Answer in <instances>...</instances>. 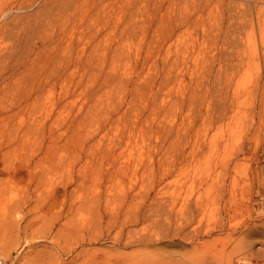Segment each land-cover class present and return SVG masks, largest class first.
<instances>
[{
    "label": "rangeland",
    "instance_id": "1",
    "mask_svg": "<svg viewBox=\"0 0 264 264\" xmlns=\"http://www.w3.org/2000/svg\"><path fill=\"white\" fill-rule=\"evenodd\" d=\"M263 185L264 0H0V264H264Z\"/></svg>",
    "mask_w": 264,
    "mask_h": 264
},
{
    "label": "bare ground",
    "instance_id": "2",
    "mask_svg": "<svg viewBox=\"0 0 264 264\" xmlns=\"http://www.w3.org/2000/svg\"><path fill=\"white\" fill-rule=\"evenodd\" d=\"M5 15H6V14H5ZM4 17H5V16H4ZM68 64H69V63H68ZM63 65H64V64H63ZM62 67H64V66H62ZM65 67H66V65H65ZM65 71H66V70H65ZM59 73H60V72H59ZM58 75H59V74H58ZM260 190H261V191H264V185L261 186ZM260 193H261V192H260ZM261 194H262V193H261ZM261 204H263V203H261ZM183 205H185V204H183ZM261 210H262V209H261ZM177 221H178V220H177ZM179 221H180V220H179ZM181 226H182V225H180L179 227H181ZM176 227H177V228H176ZM183 227H184V225H183ZM172 229H174V230H172V232L170 231V233H173V234H174V233H175L174 231H176L175 229H178V226H175V227L173 226ZM180 229H181V228H180ZM183 229H184V228H183ZM184 232H185V231H184ZM186 232H187V231H186ZM179 233H180V231H179ZM179 233H178V234H179ZM181 233H182V231H181ZM181 233H180V234H181ZM187 233H188V232H187ZM180 234H179V235H180ZM189 234H190V233H189ZM189 234H188V235H189ZM179 235H177V236H179ZM184 235H186V234H184ZM193 235H194V234H193ZM193 235H192V236H193ZM132 236H133V235H132ZM139 236H141V235H139ZM147 236H148V235H147ZM134 237H135V236H134ZM142 237H143V236H141L140 241L143 240ZM145 237H146V236H145ZM152 237H153V236H151V238H152ZM184 237H185V236H184ZM187 237H188V236H187ZM135 239H137V237H136ZM144 239H145V238H144ZM147 239H148V238H147ZM136 241H137V240H136ZM136 241H135V242H136ZM143 241L145 242L146 240H143ZM147 241H149V239H148ZM138 242H139V241H138ZM0 260H1V258H0Z\"/></svg>",
    "mask_w": 264,
    "mask_h": 264
},
{
    "label": "built area",
    "instance_id": "3",
    "mask_svg": "<svg viewBox=\"0 0 264 264\" xmlns=\"http://www.w3.org/2000/svg\"><path fill=\"white\" fill-rule=\"evenodd\" d=\"M262 210H263V217H264V201H263V204H262Z\"/></svg>",
    "mask_w": 264,
    "mask_h": 264
}]
</instances>
